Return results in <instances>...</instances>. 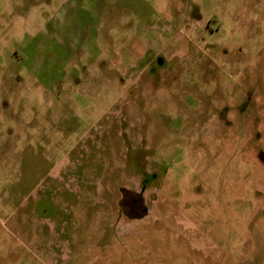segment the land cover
Segmentation results:
<instances>
[{"label": "rangeland", "instance_id": "obj_1", "mask_svg": "<svg viewBox=\"0 0 264 264\" xmlns=\"http://www.w3.org/2000/svg\"><path fill=\"white\" fill-rule=\"evenodd\" d=\"M0 264H264V0H0Z\"/></svg>", "mask_w": 264, "mask_h": 264}]
</instances>
